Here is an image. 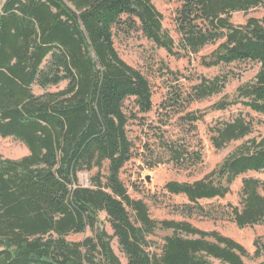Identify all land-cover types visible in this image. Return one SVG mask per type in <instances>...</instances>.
I'll use <instances>...</instances> for the list:
<instances>
[{"label":"trees","instance_id":"obj_1","mask_svg":"<svg viewBox=\"0 0 264 264\" xmlns=\"http://www.w3.org/2000/svg\"><path fill=\"white\" fill-rule=\"evenodd\" d=\"M178 1L176 45L151 0H0V136L29 152L19 160L0 154V264H123L114 240L126 264H264V238H256L251 255L216 230L152 219L147 204L132 199L120 179L132 158L127 125L136 118L124 104L133 99L138 113L148 114L153 102L148 79L118 54L117 36L141 34L180 58L216 46L200 60L206 68L257 66L252 81L211 110L240 105L264 115V15L244 25L233 22L236 13L264 10V0ZM229 79L201 78L186 95L170 100L186 106L210 99L224 92ZM63 83L65 89L49 91ZM186 117L192 128L204 118ZM253 132V120L238 115L211 127L210 141L221 150ZM164 148L176 164L196 161L187 150L167 143ZM250 172L264 173V138L244 142L203 180L172 181L164 190L186 196L189 204L174 207L183 217L198 211L240 229L254 228L264 225L260 179L242 180L238 206L209 211L199 205L225 199ZM82 173L88 174L86 186ZM87 233L82 241L68 239Z\"/></svg>","mask_w":264,"mask_h":264},{"label":"rangeland","instance_id":"obj_2","mask_svg":"<svg viewBox=\"0 0 264 264\" xmlns=\"http://www.w3.org/2000/svg\"><path fill=\"white\" fill-rule=\"evenodd\" d=\"M158 11L163 15V25L166 31L174 38L176 45L179 35L176 32L174 17L176 9L180 6L178 0H151ZM264 10H254L248 14L236 13L233 22L236 25H244L249 18H262ZM115 47L122 58L131 67L140 70L148 79L152 92L153 110L148 114L138 113L134 107L133 99L125 102V111L133 113L136 118H131L127 125V135L133 145L132 158L120 172V179L125 185L132 199L143 200L149 209V214L155 220L187 221L206 231L216 230L223 236L233 239L241 244L253 255L254 242L257 237L264 238V225L254 228H238L231 221L212 220L203 217L200 212L192 218H186L176 213L175 206H183L188 203L184 195H170L164 187L167 183L183 182L194 183L203 180L213 172L231 153L237 151L240 146L253 138H264V115L252 113L242 106H232L225 111H212V107L224 98H232L237 89L253 80L258 68L249 64L245 66L232 65L220 68H206L201 65V58L210 55L216 46H208L199 54L188 57H176L170 55L164 49L156 48L141 34H132L130 37H115ZM245 69H247L245 71ZM228 74L229 82L220 95L210 99L193 102L190 105H182L173 102L172 98L186 95L190 87L201 78L212 80L217 76ZM66 88V83L59 87L51 88L55 92ZM37 95L42 93L34 88ZM169 99V100H168ZM164 103L173 105L169 110L162 109ZM182 105V106H181ZM130 115V114H129ZM186 115L204 117L194 124L189 125ZM238 115L250 117L253 120L254 132L245 140L231 143L224 149L217 150L210 141V129L220 121H230ZM165 143L178 151H188L194 154L185 164L172 162ZM0 154L6 159L19 160L29 154L27 148L13 138L0 136ZM200 160H197V157ZM152 167V168H150ZM244 178H257L264 182V173L250 172L239 177L231 187V192L225 199L201 200L199 205L209 211H216L227 204L238 206L239 193ZM80 182L88 185V174H80ZM221 214V213H220ZM219 214V216H220ZM218 216V217H219ZM112 233L111 227L106 226ZM85 235L69 237L70 241H82ZM163 235V233H158ZM159 236L155 237L159 241ZM116 255L123 264L127 263L126 257L121 253L117 240L112 242ZM218 264V262H215Z\"/></svg>","mask_w":264,"mask_h":264}]
</instances>
